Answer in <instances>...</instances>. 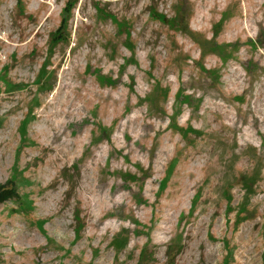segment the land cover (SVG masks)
Segmentation results:
<instances>
[{
	"label": "rangeland",
	"instance_id": "374dc122",
	"mask_svg": "<svg viewBox=\"0 0 264 264\" xmlns=\"http://www.w3.org/2000/svg\"><path fill=\"white\" fill-rule=\"evenodd\" d=\"M1 186L0 264H264V0H0Z\"/></svg>",
	"mask_w": 264,
	"mask_h": 264
},
{
	"label": "trees",
	"instance_id": "16d2710c",
	"mask_svg": "<svg viewBox=\"0 0 264 264\" xmlns=\"http://www.w3.org/2000/svg\"><path fill=\"white\" fill-rule=\"evenodd\" d=\"M166 17L164 16V19H165ZM175 19V21L176 22H178L179 20H183V19H185L184 18V12L182 11V10H180L178 13H177V15H176V17H174ZM180 26V25H179ZM181 27V26H180ZM183 28V27H182ZM53 87V86H52ZM52 87H51V89H52ZM248 184H250L249 183V181H248V183H247V185ZM6 186H1L0 187V204L2 203V202H6V201H8V200H10V199H12L13 198V196L15 195V193H13V191H12V189H7V188H5Z\"/></svg>",
	"mask_w": 264,
	"mask_h": 264
}]
</instances>
